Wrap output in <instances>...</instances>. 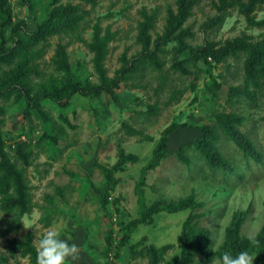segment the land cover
Segmentation results:
<instances>
[{
  "label": "rangeland",
  "instance_id": "obj_1",
  "mask_svg": "<svg viewBox=\"0 0 264 264\" xmlns=\"http://www.w3.org/2000/svg\"><path fill=\"white\" fill-rule=\"evenodd\" d=\"M191 1L176 33L183 45H162L158 62L140 60L141 23L154 21L155 51L169 13ZM30 3L0 0V264H37L48 229L78 245L73 264H180L190 215L201 235L190 264H220L236 220L241 235L260 236L264 56L251 72L247 63L264 50V5L246 16L237 7L221 15L220 0ZM97 30L110 37L104 67L120 84L62 107L55 91L100 84L90 48ZM107 170L114 186L102 205L95 188ZM142 197L156 213L120 246ZM166 245L155 258L151 247Z\"/></svg>",
  "mask_w": 264,
  "mask_h": 264
},
{
  "label": "trees",
  "instance_id": "obj_2",
  "mask_svg": "<svg viewBox=\"0 0 264 264\" xmlns=\"http://www.w3.org/2000/svg\"><path fill=\"white\" fill-rule=\"evenodd\" d=\"M25 3L31 7L30 0H24ZM87 1L92 4L95 3V0H82ZM193 1L188 3L187 5L181 4L179 6V10L177 14L170 12L169 13V19H168V25L166 28V34L163 37L159 38V41L156 43V50L151 51L149 49V43H150V36L148 33V30L152 27L154 24V21L152 18H147V21L144 23H141V32L142 37L141 40L145 45V52L143 53V56L140 58V60L144 59H150L152 61L158 62L156 52L161 48L162 45L168 44L172 41H178L180 45H183V36L182 35H176L179 29H181L183 23L186 21L188 17V10L191 7ZM264 5V0H220V6L218 7L219 12L221 15H223L226 11H228L231 8L237 7L239 11L246 15L251 16L254 14L260 6ZM222 20V17L217 16L212 20V24H218ZM41 30V27L39 28ZM41 32V31H40ZM35 36V35H34ZM110 37H101L100 30H97L96 35L94 36V41L92 44H90L91 50L95 53V59H94V65L95 70L100 78V84L98 85H84L82 83H73L71 82L66 86L65 90L61 91H55L50 95V99H52L57 104L61 105L62 107H67L73 97L76 94H81L85 97L89 96H97L101 95L103 93L112 94L116 88H118L120 84L121 77H117L115 79H109L106 73V69L104 67V62L107 55V42ZM158 48V49H157ZM264 56V50L260 49L258 50V54L256 57L251 59L247 63V69L249 72H251L254 67H258L261 64L262 59L260 57ZM178 67L183 70L182 63H177ZM125 73V72H124ZM34 108H37L40 110L39 104H34ZM227 120L231 119V116L227 115L225 116ZM173 129H170L169 131H172ZM168 131V132H169ZM242 145H245V142L242 140H238ZM243 142V143H242ZM247 145V143H246ZM164 150L165 147H162L161 151L157 153L158 158H156V161L154 162L155 165H157V162L164 156ZM130 158L128 156H124L123 161L127 162ZM107 180L106 183L102 188H95L100 203L102 205H107L109 200V192L114 186L113 182V172L107 170ZM142 196V195H141ZM177 204V203H176ZM195 205L194 202H189L187 205H176V210H182L183 208H191ZM141 218L132 222L129 225L128 232L125 234V236L122 238V241L120 243V246L126 245L128 242L130 235L132 232L137 228L140 224H145L148 221V218H150L152 215L156 213L154 209H148L144 205L143 197L141 198ZM196 218L195 215H190L188 221L185 224L184 229V235H183V249H182V256L180 259V264H190L192 262V255L194 252V249L196 247L197 242L199 241L201 235L198 234V230L195 229V227L192 225L194 219ZM240 220H236L232 227L228 230V241L227 245L229 246V252L231 255L235 256L241 251H249L251 255L256 254L257 258L256 261L253 264H264V231L260 236H258L255 239L246 238L240 233ZM255 241V244L252 242ZM171 249V245H166L163 248L155 249L154 247H151V250L153 251L155 258H160L163 255H165L168 250ZM118 256V254H116ZM1 263V260H0Z\"/></svg>",
  "mask_w": 264,
  "mask_h": 264
},
{
  "label": "clouds",
  "instance_id": "obj_3",
  "mask_svg": "<svg viewBox=\"0 0 264 264\" xmlns=\"http://www.w3.org/2000/svg\"><path fill=\"white\" fill-rule=\"evenodd\" d=\"M255 244V241L252 242ZM79 259L78 245L61 239L54 229H48L37 242V264H73ZM254 257L247 250L235 256L225 252L220 264H253Z\"/></svg>",
  "mask_w": 264,
  "mask_h": 264
}]
</instances>
